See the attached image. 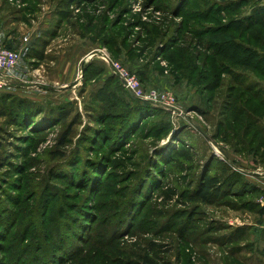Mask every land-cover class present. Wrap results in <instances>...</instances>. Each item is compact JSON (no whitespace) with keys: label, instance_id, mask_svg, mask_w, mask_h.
I'll list each match as a JSON object with an SVG mask.
<instances>
[{"label":"rangeland","instance_id":"obj_1","mask_svg":"<svg viewBox=\"0 0 264 264\" xmlns=\"http://www.w3.org/2000/svg\"><path fill=\"white\" fill-rule=\"evenodd\" d=\"M9 1L42 34L22 52L28 84L0 90V264H120L153 246L170 264H264L263 181L239 171L264 169V67L225 54L233 38L264 56V23L241 24L264 0ZM96 49L188 115L150 104L121 131L136 100ZM69 54L85 75L64 87ZM226 170L244 182L192 199Z\"/></svg>","mask_w":264,"mask_h":264},{"label":"trees","instance_id":"obj_2","mask_svg":"<svg viewBox=\"0 0 264 264\" xmlns=\"http://www.w3.org/2000/svg\"><path fill=\"white\" fill-rule=\"evenodd\" d=\"M237 6H238V4H237ZM237 8H239V7H237ZM252 18H254L255 20ZM263 19H264V4L256 7L253 10L252 14L250 16H247L245 18V20L242 21L241 24H243V26H248L247 28L250 29V28H252L250 25H259V24L264 23ZM252 23H254V24H252ZM244 37H245V34L242 33V34H240V37L238 38V40L241 38L244 39ZM229 45H230V48H229V50L226 51L225 54L229 55V53H230V60L232 61V63L234 62L233 63L234 65H242V66L250 67L254 70H257L259 67H264V63H263L264 56L262 55V53H259L258 48H255V47L251 46L250 44H244L241 41L238 42L237 40H235L233 38L229 39L228 46ZM228 55L226 57H228ZM261 64H262V66H261ZM87 66L88 65H86L85 68ZM84 71H85V69H84ZM84 75H83V77H84ZM247 89H248L247 92H249V93L254 92V91H252L251 87H247ZM233 90L234 89L232 87L230 89V93H232ZM260 95H261V91L259 90V92L257 91L254 94L253 98L257 99V98H259ZM135 100H136L135 104H133L132 107L130 108L131 110L129 113V122L126 124V126L124 128H122L123 130H121L123 132L129 131L132 127L133 122H135V120H137V118H139V116H143V115L149 113L151 110L155 111V108H153V105H150V103L139 102V100L136 98H135ZM23 101L24 100H22V102ZM245 111L248 113L247 109L243 107L241 112L238 114L242 116L245 113ZM0 113H3V112L1 111ZM246 116H249V115L246 114ZM252 126H254V125H252ZM170 128L171 127L168 125H167V128H165V130L162 128L161 129L162 133L163 132L167 133L170 130ZM248 129H249V127L246 128L245 131ZM181 151L186 152L185 148H183V147H181ZM230 170H231V168H230ZM224 175H225V178L221 177L220 175L218 176L215 174L204 175L202 180L200 181L199 186L193 191V193L191 195L192 199L195 201L207 203L209 201L211 195L217 189H219V186L222 185L224 183V181H225V183H229V184L231 182H234L235 184H239L240 182H242V183L244 182V181H242L241 178L237 179V177H235V179H232V175L231 174L229 175V170H226ZM240 175L242 178L244 177L243 174L240 173ZM243 180H245V179L243 178ZM241 232L242 233H240V236L241 235L243 236L244 231L242 230ZM153 250H154V246L152 248H150V250H148L147 253L136 254V258H134L133 256H130V257L126 258L124 261H121L120 264H170L167 261L162 262L161 260L155 259L153 257V255L151 254V252H149V251H153ZM133 258L136 260H134Z\"/></svg>","mask_w":264,"mask_h":264},{"label":"crops","instance_id":"obj_3","mask_svg":"<svg viewBox=\"0 0 264 264\" xmlns=\"http://www.w3.org/2000/svg\"><path fill=\"white\" fill-rule=\"evenodd\" d=\"M23 11L24 10L22 8L18 9L13 6V3L11 4L9 0H0V44L5 46L7 45L8 47L12 46L17 50H20L21 53L28 52V50L30 51L32 49H37L39 46L40 36L42 34L40 32L41 26L35 27L33 25L35 17L33 16L34 18L32 17L31 21H27ZM25 26L33 28L30 30H26ZM34 30L37 31L35 34H33ZM99 50L100 49L93 50L92 54L100 57L98 53ZM26 55L27 54H25V56ZM91 57L92 56H90V59ZM90 59H86L85 62H83V70ZM27 66L28 65L25 59H23L22 54L20 63L15 70L16 78L8 86L5 87L8 88L7 90H14V88H16V86L18 87L19 85L20 88H24L25 84H28L26 78L31 72L28 71ZM56 67L57 75L60 78L61 83L65 84L64 87L73 85L79 80V77L78 80H72L73 74L75 72V64L73 63L72 54H69L64 61L61 60V62L57 64ZM0 90L5 89L2 88ZM183 111L184 115L181 116L185 118L188 114L185 112V110Z\"/></svg>","mask_w":264,"mask_h":264},{"label":"built area","instance_id":"obj_4","mask_svg":"<svg viewBox=\"0 0 264 264\" xmlns=\"http://www.w3.org/2000/svg\"><path fill=\"white\" fill-rule=\"evenodd\" d=\"M99 55L101 57H104L109 63V66L113 73L121 79L123 84L130 89L131 93L135 98L138 100H141L143 102H147L150 104H154L156 106L164 107L168 111L172 112L173 114L178 115H184V111L180 109L178 106H176L173 102L166 100L164 98H161L157 92H152L149 95H144L143 93H140L136 89L135 82L133 79H131L128 74L125 73L124 68L122 65L111 59L109 55L104 52L103 50L98 51ZM22 57V53L11 49L8 46L1 45L0 44V89L5 88L8 86L15 78V70L18 67L20 60ZM82 70V69H81ZM80 70V72H81ZM79 79H82V77H79ZM239 171L243 172L247 176L255 179H259L260 182L263 181V184H259L260 187L264 190V169L259 168L256 170L248 171V170H242L239 169Z\"/></svg>","mask_w":264,"mask_h":264}]
</instances>
